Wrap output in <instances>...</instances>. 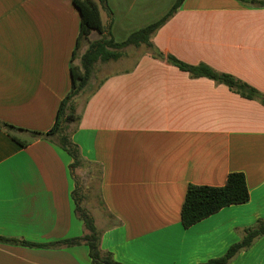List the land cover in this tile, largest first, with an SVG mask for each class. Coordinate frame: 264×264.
Returning a JSON list of instances; mask_svg holds the SVG:
<instances>
[{
  "label": "crops",
  "instance_id": "1",
  "mask_svg": "<svg viewBox=\"0 0 264 264\" xmlns=\"http://www.w3.org/2000/svg\"><path fill=\"white\" fill-rule=\"evenodd\" d=\"M259 1L185 0L152 42L264 93ZM175 2L108 0L111 11L102 9V20L122 42ZM80 30L73 0H0V121L23 129L12 136L0 127V236L49 243L87 233L72 194L78 170L92 173L97 166L98 196L94 204L85 197L84 204L102 232V249L117 261L201 264L224 255L245 228L264 218V104L212 78L192 76L145 46L130 67L108 74L87 95L73 134L86 165L73 173L68 152L32 132L53 127L72 89V64L89 45L77 49ZM107 32L94 31L90 39ZM232 172L246 175L249 201L186 228L188 187L223 186ZM0 264L92 259L85 243L54 248L0 241ZM229 264H264V236Z\"/></svg>",
  "mask_w": 264,
  "mask_h": 264
},
{
  "label": "trees",
  "instance_id": "2",
  "mask_svg": "<svg viewBox=\"0 0 264 264\" xmlns=\"http://www.w3.org/2000/svg\"><path fill=\"white\" fill-rule=\"evenodd\" d=\"M185 0H176L170 11L158 21L133 32L125 41H115L110 28L105 26L102 20L101 10L111 11L108 0H73L81 15V30L78 39V48L81 43L88 41V48L81 55V66L72 64V89L62 101L56 122L47 132H32L37 137L53 140L72 157L70 168L73 173L78 168L86 165L80 146L73 140V134L77 130L81 120V114L75 105L76 97L90 85L98 63H106L111 60H118L124 56L125 50L130 47L146 46L151 50L152 55L164 59L187 71L195 77L205 76L226 84L234 91L249 99H258L264 104V93L236 78L229 73L219 72L207 64H188L177 57L166 54L158 49L152 42V36L162 27L181 7ZM244 3L263 4L259 0H240ZM96 31L104 34L98 40H91V34ZM77 49L74 59L77 55ZM72 60V63L74 61ZM96 88L91 93L95 92ZM0 127L5 128L12 135L13 131L23 130L11 124L0 121ZM13 136V135H12ZM76 188L73 191L77 215L83 220L88 230L82 236L49 243H36L19 238L0 236V241L21 244L30 247H63L85 243L89 247L92 264H123L117 261L113 254L104 251L101 247L102 232L97 228L92 213L84 204L85 196L79 179L75 176ZM250 199V190L243 172H232L228 175L223 186L196 185L188 187L185 201L182 208V223L186 228L191 227L206 217L220 211L222 208L234 204L246 203ZM264 236V218L257 220L255 225L245 228L242 231L241 239L232 244L226 253L220 257L209 259L201 264H229L240 252L249 249L260 238Z\"/></svg>",
  "mask_w": 264,
  "mask_h": 264
},
{
  "label": "rangeland",
  "instance_id": "3",
  "mask_svg": "<svg viewBox=\"0 0 264 264\" xmlns=\"http://www.w3.org/2000/svg\"><path fill=\"white\" fill-rule=\"evenodd\" d=\"M84 43H86V41H84ZM145 50L146 49L144 45H142L141 48L130 46L125 50L124 56L121 57L120 59L111 60L106 63H101V62L98 63L95 69L94 77L90 85L85 90V92L82 93L81 97H76L75 99V105L77 111L79 112V110L82 108V105L84 104L87 95H89V93H91L92 90L96 88V86L104 77H106L108 74L116 70L130 67L133 64L135 58ZM125 62L127 63V65L124 64ZM74 63L78 67L81 66V60L79 56L76 58ZM90 168L92 173H89L88 170H83V171L78 170L77 176L82 186V192L84 196L87 197L88 199L87 201H90L92 204H94L95 201L93 199L94 197L96 198L98 196V192H99L100 170L97 166H91ZM88 207L89 210H92L90 205Z\"/></svg>",
  "mask_w": 264,
  "mask_h": 264
}]
</instances>
